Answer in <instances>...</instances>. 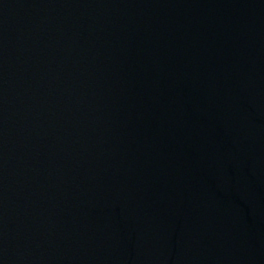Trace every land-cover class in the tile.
<instances>
[{"label":"water","instance_id":"1","mask_svg":"<svg viewBox=\"0 0 264 264\" xmlns=\"http://www.w3.org/2000/svg\"><path fill=\"white\" fill-rule=\"evenodd\" d=\"M0 264H264V0H0Z\"/></svg>","mask_w":264,"mask_h":264}]
</instances>
